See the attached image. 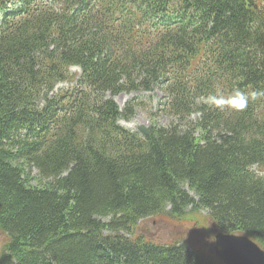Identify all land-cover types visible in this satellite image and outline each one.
<instances>
[{
	"label": "trees",
	"instance_id": "16d2710c",
	"mask_svg": "<svg viewBox=\"0 0 264 264\" xmlns=\"http://www.w3.org/2000/svg\"><path fill=\"white\" fill-rule=\"evenodd\" d=\"M71 67L77 86L53 91ZM160 82L178 122L144 136L121 126L133 105L109 95ZM237 89L264 90V0H4L0 264H222L125 234L166 207L176 219L205 209L264 248L252 170L264 173V98L239 112L197 105Z\"/></svg>",
	"mask_w": 264,
	"mask_h": 264
},
{
	"label": "rangeland",
	"instance_id": "374dc122",
	"mask_svg": "<svg viewBox=\"0 0 264 264\" xmlns=\"http://www.w3.org/2000/svg\"><path fill=\"white\" fill-rule=\"evenodd\" d=\"M4 0H0L2 4ZM106 4H103L105 8ZM69 70H79L77 67H71ZM67 82L59 83L58 86H66ZM166 89L154 88L152 90H138L136 92H121L114 96L120 108L126 102L134 98L137 104L134 106V113L128 119H120L119 122L130 130H138L140 125L147 128L151 125L168 126L177 121L174 115L175 107L166 106L163 102L174 100ZM203 99H199L197 105H200ZM175 101V100H174ZM197 113L183 114V122H189L194 125L198 122ZM182 120V119H181ZM188 123V124H189ZM258 175L264 173L252 168ZM36 173V171H34ZM169 207H166L168 210ZM110 216L104 215L103 221L109 219ZM181 219H175L168 215L167 211L154 214L140 219L133 227L132 236L142 235L147 239L160 243H174L181 239L189 244L193 249L201 251H210L213 244V225L205 209L186 211ZM123 232V231H122ZM126 235H130L125 233ZM8 236L0 231V253L3 251Z\"/></svg>",
	"mask_w": 264,
	"mask_h": 264
},
{
	"label": "water",
	"instance_id": "95a60500",
	"mask_svg": "<svg viewBox=\"0 0 264 264\" xmlns=\"http://www.w3.org/2000/svg\"><path fill=\"white\" fill-rule=\"evenodd\" d=\"M145 134L144 126L139 128ZM213 252L223 264H264V250L246 235L217 231Z\"/></svg>",
	"mask_w": 264,
	"mask_h": 264
},
{
	"label": "clouds",
	"instance_id": "9594fccd",
	"mask_svg": "<svg viewBox=\"0 0 264 264\" xmlns=\"http://www.w3.org/2000/svg\"><path fill=\"white\" fill-rule=\"evenodd\" d=\"M264 98V90H251L242 92L239 89L233 93L225 95L222 92L209 94L203 98V102L209 107L217 110L231 109L234 111H244L247 109L250 101H256Z\"/></svg>",
	"mask_w": 264,
	"mask_h": 264
},
{
	"label": "bare ground",
	"instance_id": "6f19581e",
	"mask_svg": "<svg viewBox=\"0 0 264 264\" xmlns=\"http://www.w3.org/2000/svg\"><path fill=\"white\" fill-rule=\"evenodd\" d=\"M83 97V96H82ZM119 229V228H118Z\"/></svg>",
	"mask_w": 264,
	"mask_h": 264
}]
</instances>
